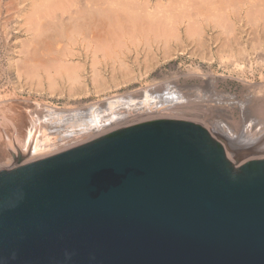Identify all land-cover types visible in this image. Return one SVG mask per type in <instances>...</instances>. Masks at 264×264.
<instances>
[{"label":"water","instance_id":"water-1","mask_svg":"<svg viewBox=\"0 0 264 264\" xmlns=\"http://www.w3.org/2000/svg\"><path fill=\"white\" fill-rule=\"evenodd\" d=\"M0 264H264V158L154 118L0 169Z\"/></svg>","mask_w":264,"mask_h":264},{"label":"rangeland","instance_id":"rangeland-1","mask_svg":"<svg viewBox=\"0 0 264 264\" xmlns=\"http://www.w3.org/2000/svg\"><path fill=\"white\" fill-rule=\"evenodd\" d=\"M153 1L154 0H150V1L145 0L144 2H147V3L150 2V5H152V3L155 4L158 0L154 1L155 3ZM161 2L164 3V0ZM157 3H159V2H157ZM183 25H184L183 23L180 24L181 30H183V28H182V27H184ZM255 25L256 26L253 25L254 28H253V26H251L252 30L250 28H248V26L250 27V25H248V24L244 27L245 30L243 29L244 33H247V32H245L246 27L248 28L247 30L254 32L253 36H251L252 35L251 33H253V32L250 33V31H248L247 36H245V34L242 35V36L246 37L247 48H249L251 46L252 42L254 40L256 41L257 38L260 41L259 42L257 40L256 43H253L254 46L256 45L255 47L257 48V50L255 47H253V44L251 47L253 49L252 52L250 51V50H252L251 48L249 50L247 49L248 52H251V53H249V59H250L252 65H250V64L248 65L247 63H245V64L243 63V66L245 65L244 69L243 68L242 69H234V66L233 67L232 66L225 67L223 64H220L217 61L216 53L213 54L215 51L214 52H208L206 49H205V51L203 49V51H201V52H205V53L207 52V54L211 53V55H209V56L213 57L212 60L207 61L206 59L201 57V55H200L201 52L197 51V50H199V48L197 47L196 43L193 41V40H195V37L189 36V39H186L187 35L186 36L184 35V37H182L183 34L180 36L181 37L180 39L179 38L177 39V43L173 44V41L176 42V40L171 39L170 41H172V40L173 41L172 42L169 41V43L166 44L168 47L166 45H164L163 44L164 42H162V41H160L158 43V41L153 42V40H152L153 43L150 41V43L148 42L147 44H144L145 42L144 43L142 42L144 40H142L141 42H140V40H138V41L136 40L135 42L137 45L135 46L136 47L135 51L137 50L138 53L140 52L139 53L140 55L138 54L139 57L137 59L135 58V55H136V57L138 55H137V52L134 53V49H132L133 52L132 51L129 52V50L131 48H135L133 46L135 44L130 45L131 43L129 41L128 42L126 41L124 43V45L127 43V45H126L127 47L131 46V48H129V47H128L129 49L127 48L128 52H125L126 46L123 45V48L125 51L123 50V48H121L120 51L123 50L121 53L118 49L120 47H117L113 53L116 52L117 54L118 53H121L122 55L124 54L125 55L124 58L127 57L126 58L127 60H125L123 58L124 61H122V59H121L122 55L121 54H120L121 56L119 55L120 56L119 57L116 54L114 55L113 53L107 52L108 53L107 55L109 57L110 56L111 57L117 56L115 58H120V60H121V63H119V61H115L116 60L115 58H111V57L109 58L108 57L109 59H111L110 60L111 62H113L112 59L113 60L115 59L114 60L115 64L112 63L113 67H116L114 70H113L112 66H110L112 64L108 63L109 61L105 57L106 53L104 54L103 53L104 51H102V54H103L102 57H103V59L106 58L105 61L107 60L108 62L107 61L106 62L108 64L106 62H104V60L100 56L101 51H97L96 55L94 54V55H92V57H91V55L86 56L85 54H83V51H80V52L78 51L79 53L76 52V54H75L76 56L70 55L69 57H67L68 60L71 59L70 63L72 61L74 62L76 59V61H75V63L77 62L76 64H78V61H80V60H81L80 61L81 63L79 62V64H81V66H82V64H84L83 65L84 68H81V66H78L79 64L76 65V64L71 63V65L74 66V69H75V66H78V68L76 67V69H75V72L78 71V73L76 74L74 72L76 77L74 75H71L74 70H72V73H70L69 75L67 74L66 70L64 71V68H63V71H61L62 69L60 70V65L62 68L64 63L60 64L61 62H59V64H60L59 65L58 61H57L56 65H59V66H56V68H55L54 64L56 61L52 60L50 62L49 61L50 58H48V59L45 58V59H47V60H45V63L47 61V62H49L48 64L50 66L54 65L52 67L54 70H52V68L50 66L47 67L48 66L47 63H46L47 65H45V63H43L44 58H43L42 62L41 61L39 62L38 59L41 60L42 59L41 57L38 59L36 58V59L38 60V63H42V65L43 64L45 65V66L43 65L44 69L41 68V67H43V66H41V64L39 65L37 62L33 63L32 61H30L32 66L30 63L28 64V62H26L28 65V68H26L27 67L26 64H25V67H24V64H22V63H21V65L19 64L20 60L18 61V59H21V56L18 54L20 58L19 57L16 58L18 55H16L17 53H15L13 55L14 57L11 56L12 58H14L12 61L13 62L15 61V63L17 62L16 64H18V66L20 65L19 66L20 69H19L18 66L16 64H14L13 62L8 63V60L6 62L7 56L4 53V49L2 48V45L0 43V58L3 56L0 60L1 68H2L1 71L3 70L1 72V74L3 73L5 76V77H3V74H2L0 77V100H1V105H2V106L0 105L1 109H2L0 111V113H1L0 114V168L6 169V168L11 167L14 163V158L18 157V155L15 156V154L20 152V150H23L24 146H26V144H28L29 142L31 145H34L36 142L37 148H39V149L36 152L29 153L28 155H22L20 157V160L17 162V164L26 162V161H24V159L27 157H29V160H33V159L55 153V152L64 150L66 148H69V147H72V146H75V145H78V144H81L83 142H86L88 140L93 139V136H91L93 134L92 131L89 130L88 132H83V131H86V129H80V128H83L82 125L86 126L87 124H89L88 119H90V117H95V115H97L98 112L102 116L100 117V115H97L96 117L98 119H104V120H105V118L110 117L111 116L110 114H112V113L114 114L115 112H116L115 114H122L123 113L125 115V117H122V118L120 117V119L118 121L117 120L116 121L114 120L115 122L112 121V123H111L112 125L104 130L103 135L113 131L114 129H117V128H120L123 126H127V125H131V124H134L137 122L149 120V119H154V118H180V119H187V120L202 122L203 125L210 132V134L212 133L211 136L215 140H217V142H219L223 146L224 149L227 148L225 152H227L228 157L230 156L231 158L230 157L229 158L233 161V163L235 162L236 165H241L242 162H238L241 160H248L250 158L252 159V158H258L259 156H264L263 153L257 152L256 150H253L254 152L253 151L250 152L252 154L247 155V156H242V158L239 157V159L236 161L234 159V156H232L231 151L229 150L226 143L224 141H221V139L217 135V134H225L228 137L233 136L234 139H237L236 135L240 134L239 130L236 131L238 129V127H241V128L243 127V130H246L245 134L249 133L250 135H254V137H256V136L260 137L264 133L263 132L264 127L263 128L259 127L260 125L257 124L259 121L260 122L262 121L261 123H264V97H263V93L261 95V92H259L260 94L255 92V89L257 90L258 86H259L258 89H261L260 86H262V87L264 86L263 85L264 84V64H263L264 59H262V58H264V43L261 42L262 37L264 40V35H263L264 30H262L263 32L260 31V29H262V26L260 24H255ZM255 30L258 31L257 34L255 33ZM259 31L261 32V34ZM205 32L206 33L203 34L204 38L208 37L210 34L209 31H205ZM181 33H182V31H181ZM207 33H208V36H207ZM260 36H262V37H260ZM190 38H193V40ZM181 39H183V40H181ZM182 41H184L185 43ZM246 41H245V43H246ZM131 42L135 43L134 41H131ZM138 42H140V44H138ZM180 42H182L181 44L183 47L185 46L184 48L181 46ZM190 42H192L191 45L189 44ZM128 43H130V44H128ZM194 43L196 45V46L194 45L195 47L193 46ZM258 43H260V45ZM170 44H172V45H170ZM146 45H149V46H146ZM162 45H164V46H162ZM257 45L259 48L257 47ZM142 46H146V48L150 47L152 50L150 48H147V50L150 49V51L148 50V52L150 55L151 54L152 55L150 56L148 54V56H147V54H145V51H147V50H141L140 51L139 50L140 48L145 49V47L142 48ZM156 46H158L159 48ZM172 46H176L177 48L173 47V49L171 50L170 47L172 48ZM179 46H180V48H179ZM164 48H167L166 50H168V51L171 50L168 55H167L168 52L165 51ZM194 48H195V50H194ZM156 49H158V50H156ZM200 50H202V49H200ZM151 51H153V52H151ZM160 51L163 54V56L160 53ZM189 51L191 54L189 53ZM123 52H125L126 54ZM154 52L156 53V55L154 54ZM1 53H2V55H1ZM109 54H113L114 56L109 55ZM131 54H133V55H131ZM153 54L155 57L153 56ZM83 55L85 56L84 58H86V60H84ZM97 55H98V60H99V57L101 58L99 61H97V58H93L94 56L96 57ZM142 55H144V56L141 57ZM132 56H134L133 57L134 62L132 60H130ZM197 56H199V57H197ZM209 56L207 55V57H209ZM257 56L260 57L262 60L256 59V58H258ZM90 57H91V60H90ZM149 57H151L150 61L148 60ZM250 57H252V58H250ZM93 59L94 60L96 59V61H94V62H95V64H97V65L93 64L94 67L91 66L92 64H90V65L87 64V63L93 62ZM116 62L118 63V66L120 64L122 66L120 65L118 67ZM67 63L70 64L69 61ZM99 63H100V65H99ZM104 63H105V66H104ZM124 63L129 65V67L124 65ZM14 65L18 69H16V67ZM35 65H37V66H35ZM21 66H23L24 70L26 69V71H31V72H29V74L28 73L26 74V72L23 71V68ZM29 66H30V68H29ZM33 66L37 68L36 71H35L36 68L33 69ZM89 66H91V68H89ZM103 66L105 69L103 68ZM124 66H126L128 68L127 73H129L130 75L132 74L131 77L129 76V74L125 73L126 68H124ZM8 67H10V68H8ZM38 67L41 68V70H44V71L46 70V73L44 71H42V73H41V70ZM120 67H123L122 69L125 72L122 71V69L119 70ZM21 68H22V71L26 74V77L23 75L24 73L22 71L20 72ZM48 68L49 69L51 68V69H50V71L48 70V73H47ZM94 68H96L97 70ZM98 68L101 69L100 70L101 72L98 71L99 70ZM131 68H132V73H130ZM27 69H31V70H27ZM117 69L119 70V73H118ZM92 70L98 71L99 74L95 71H94L95 74H92L91 73V72H93ZM241 70L243 73L239 72ZM12 71L15 72L16 76L14 75V73ZM16 71H18L20 73H17ZM33 71H35V72L38 71V72L35 73ZM53 71H55V72H53ZM112 71H113V73H112ZM109 72L111 74H109ZM114 72H115V74H114ZM122 72H124V73H122ZM30 73L32 75L34 74L35 78L37 76V78L36 79L33 78ZM38 73L40 74L41 77L39 76ZM52 73H54V74H52ZM199 73H202V74H199ZM204 73L205 74L211 73L215 77L223 78L222 80H219V82H218L219 91H222V89H223V91L231 93L235 97V99H237V101L239 103L237 104L236 102L231 101L229 97H226L227 99L229 98L228 99L229 101H228L224 96H221L222 93L219 91L218 92H216V91L211 92L212 90L209 91V89H210L209 87H207V88H206V86L203 87L201 85V83H199V81L201 80L199 76L203 75ZM43 74H45V75H43ZM55 74H58V75H57V78L55 77L56 79L53 80L54 76H56ZM63 74H65V75H63ZM123 74H124L125 79L122 78ZM125 74H127L129 77L126 78L127 75H125ZM17 75L19 76L20 80H18L19 78L17 77ZM22 75H23V78H25L24 80L22 78ZM27 75H29V77ZM30 76H31L33 82L31 81ZM46 76H48V77H46ZM68 76H69V78H68ZM73 76H74V78H72ZM96 76H98L99 78ZM14 77H16L15 81H14ZM60 77H62V78H60ZM27 78H29L32 83ZM46 78H47V80H46ZM66 78H68V80L69 79L70 80L67 81ZM109 78H110V80H109ZM240 78H241V80H240ZM5 79H7L8 81L7 80L5 81ZM37 79H39V80H37ZM50 79L53 80V83H50L51 82ZM63 79H64V81H63ZM72 79H74V81L76 80L77 82L79 80L80 81L77 84L76 82H73ZM59 80H60V82H59ZM101 80L103 81V83ZM16 81H17V83H16ZM70 81L74 85L72 83H70ZM91 81H93V82H91ZM13 82H15V83H13ZM18 82H20V83H18ZM27 82L28 83L30 82V83L27 85ZM54 82H56L57 84ZM12 83H13V85H12ZM23 83L25 85H23ZM49 83H50V85H53V87L49 86ZM15 84H16V86H15ZM258 84H260V85H258ZM18 85L20 87L21 86L22 87L20 88ZM95 85H96V87L97 86H99V87L96 88V87H94ZM38 86L39 87L41 86V87L39 88ZM29 87H30V89H29ZM184 87H186L187 89H185ZM47 88H48V90H47ZM50 90H52V91H50ZM68 90H69V92H68ZM76 90H77V92H76ZM172 90L178 92V94H179V92L181 94L182 93L181 91L184 90L183 93L186 92L185 95L187 94L188 96L186 95V98L187 97L188 98L185 99V95L182 93L183 96H181V98H179L176 102L175 101H166V99H162V96L164 94H166L167 92H171ZM178 90H181V91H178ZM187 90L189 91V94H188ZM75 92H76V94H75ZM193 92H195V94L197 96L195 98H199V99H195L196 102L193 101L194 99H192V98H194L195 94H190ZM252 92L253 93L255 92L256 94L254 93L255 94L254 95ZM217 93H218V96L216 95ZM251 93H252V95H251ZM71 94H73V95H71ZM190 95L192 97H190ZM251 96H252V98H251ZM163 98H166V97H163ZM217 99H218V103H217ZM221 99H223L224 101H222ZM2 100H4V101H2ZM185 100H187L186 102H188V103H186ZM192 101L194 103H192ZM137 102H139V103H137ZM182 103L185 105H183ZM109 104H111L113 109ZM169 104L171 106H169ZM200 105H202V106H200ZM214 105L215 106L217 105L216 106L217 108ZM226 105H228V106H226ZM244 105L246 106L245 108H244ZM5 106L8 108H6ZM205 106H206V108H205ZM212 107H215V110ZM148 108H149V110H148ZM224 108H226L227 110ZM241 108H242V111H241ZM4 109H6V110H4ZM108 109L109 110L111 109L112 112L111 111L109 112ZM217 109H218V111L219 110L220 111L218 112ZM222 110H223V112H222ZM2 111H3V113H2ZM216 111H217V113H216ZM105 112H109L110 114L109 113L106 114ZM211 113H213V114H211ZM229 114H230V116H229ZM228 116L230 118H228ZM87 117H89V118L87 119ZM242 118H244V119H242ZM249 119L254 120L253 126H251V127L249 126L250 125ZM237 120H239V121H237ZM232 121L234 123H232ZM256 121H257V123H256ZM81 123H83V124H81ZM229 127H232L233 129L231 128L232 129L231 130ZM75 128H77V129H75ZM254 130H255V132H254ZM73 131H74V134L68 135L69 133H71ZM66 132H67V135H65ZM229 132H231V133H229ZM252 132H253V134H252ZM60 137H62V138H60ZM47 139L50 140L49 143H47L48 142ZM247 142H248L247 140L246 141L243 140V143H241V145H243V147H247L248 145L252 144L250 142L249 143H247Z\"/></svg>","mask_w":264,"mask_h":264},{"label":"bare ground","instance_id":"bare-ground-1","mask_svg":"<svg viewBox=\"0 0 264 264\" xmlns=\"http://www.w3.org/2000/svg\"><path fill=\"white\" fill-rule=\"evenodd\" d=\"M144 1L145 0H141V1L140 0H0V43L2 45V48L4 49V53L7 56L6 62H7V60H8V63L13 62L12 60L14 58H12L11 56H13L15 53H17L16 55L19 54L21 56V59L23 61L21 59H18V61L20 60L19 61L20 63L19 62L18 63L20 65H21V63L24 64V67H25V64L27 65L26 62H28V64L30 63V61H32L33 63L34 62L38 63V60H39V62L40 61L42 62V60L44 58V60H43L44 62L43 63H45V60L50 58L49 59L50 62L52 60L56 61L55 64H54L55 66L53 65L55 68H56V66H59L60 64L64 63L62 68H61V65H60V70L62 69L61 71H63V68H64V71L66 70L67 74L69 75L70 73H72V70H74L73 71V73H74L76 67L78 68V66H81V64H79V62L81 60L78 61L79 65L76 64L77 62L75 63L76 59H75L74 62L73 61L71 62L73 64L78 65V66H75V69H74V66L71 65V63H70L71 59L68 60L67 57H69L70 55H75L76 52H78V51L79 52L83 51V54H85L86 56L87 55L88 56L91 55V57L94 54L96 55L97 51H101L100 52L101 54H102V51H104L103 53L104 54L106 53L105 57L108 59L109 62L107 60L106 61L108 63L115 64V62H114L115 59H116L115 61H119V63H121L120 58H115L117 56H115V57H111L110 56L111 58H115L114 60L112 59L113 62H111L110 61L111 59H109L110 57L107 55L108 54L107 52L113 53L114 50L117 47H120V48H118L119 51H120V49L123 48V45H124V43L126 41L127 42L129 41L131 44L130 43H128V44H130V45L135 44V45H133L134 47L137 45L136 42H135L136 40L137 41L140 40V42L142 40H144V41H142L143 43L145 42L144 44H147L148 42L150 43V41L152 42V40H153V42L154 41H156V42L158 41V43L160 41H162V42H164L163 44L166 45L167 43H169V41L171 39H175L176 40V42H174L172 40L173 44L177 43V39L178 38L180 39L181 38L180 36L183 34L182 37H184V35L185 36L187 35L186 39H189V36L195 37L196 41L193 40V38H190V39H192L196 43L197 47L199 48V50H197V51L201 52V51H203V49H204V51L206 49L208 52H214L215 51L213 54L216 53L217 61L220 64H223L225 67H229V66L233 67L234 66V69H242V68L244 69L245 65L243 66V63L244 64L247 63L248 65L249 64L252 65L251 61L249 59V53H251L253 51V49L251 48L252 44L256 43L258 38H257L256 41L254 40L252 42L251 46L249 45L250 47L248 46L249 48H247L246 37H244L242 35L245 34V36H247L248 31H250V30H247V29L248 28L251 29V26H253V25L256 26L255 24H260L262 26V29H260V31L264 30V0H166V1L164 0V3L161 2L163 0H158L157 2H159V3H157V2L155 3L154 1H156V0H154L153 2L155 4L152 3V5H150V2L147 3V2H144ZM146 1H148V0H146ZM182 23L184 24L183 25L184 27H182L183 30L180 29V24H182ZM247 24L250 25V27L249 26H248V28L246 27V31L245 32H247V33H244V30H245L244 27ZM254 26H253V28H254ZM181 31H182V33H181ZM205 31H209L210 32L209 36H208V33H207L208 37H206V38H204V36H203V34L206 33ZM251 32H253V31H250V33ZM257 32L258 31L255 30L256 34H257ZM251 34L250 35L253 36L254 32L251 33ZM260 34H261V32H260ZM262 36H260V37H262ZM261 39H262L261 42L264 43L263 42L264 41L263 37ZM181 40H183V39H181ZM131 41H134L135 43H132ZM172 41H170V42H172ZM184 41H182V42H184ZM245 41H246V43H245ZM140 42H138V44H140ZM182 42H180V44ZM191 43L192 42H190L189 44L191 45ZM195 43L193 44V46L195 45ZM258 44L260 45V43H258ZM126 45H127V43L124 46H126ZM164 45H162V46H164ZM170 45H172V44H170ZM146 46H149V45H146ZM146 46H142V48L145 47V49H141L140 48L139 50L140 51L141 50H147V48H150V47L146 48ZM176 46H172V48L170 47V49L172 50L173 47H176ZM181 46H182V44H181ZM255 46L253 44V47H255ZM128 47L127 46L125 47L126 51L124 50V48H123V50L125 52H128L127 51ZM156 47H158V46H156ZM257 47H258V45H257ZM129 48H131V46ZM179 48H180V46H179ZM250 48L252 50H250L251 52H248L247 49L249 50ZM132 49H134V53L137 52V50L135 51L136 47L135 48H131L129 50V52L132 51ZM150 49H148V50L150 51ZM166 49L167 48H164V50L168 52L167 53V55H168L171 50L168 51ZM200 49H202V50H200ZM148 50L145 51V54H147V56L149 54ZM156 50H158V49H156ZM194 50H195V48H194ZM256 50H257V48H256ZM122 51H120V52L122 53ZM161 51H160V53H161ZM125 52H123V53H125ZM151 52H153V51H151ZM121 53L117 54L115 52L113 54L114 55L116 54V55L119 56ZM139 53L137 52V55ZM189 53H190V51H189ZM101 54H100V56L102 57L103 54L102 55ZM113 54H109V55L114 56ZM154 54L156 55L155 52H154ZM154 54H153V56H154ZM1 55H2V53H1ZM19 55L17 57L15 56V57L18 58ZM98 55L96 57L95 56L93 57V58H97V61H99L101 59L99 57V60H98ZM131 55H133V54H131ZM139 55L137 57L135 55V58L137 59L139 57ZM200 55H201V57H203L207 61L213 59V57L209 56V55H211V53L207 54V52L206 53L205 52H201ZM207 55L209 57H207ZM143 56L144 55H142L141 57H143ZM162 56H163V54H162ZM40 57L42 58L41 60L38 59ZM84 57L85 56L83 55V58ZM91 57H90V60H91ZM124 57H125V55L123 54L122 57H121L122 61H124L123 60ZM133 57L134 56H132L130 60L133 61L134 60ZM197 57H199V56H197ZM1 58H0V60H1ZM45 58H47V59H45ZM106 58L103 59V57H102L104 62H106L105 61ZM126 58H124V59L127 60ZM150 58L151 57L148 58L149 61H150ZM250 58H252V57H250ZM256 59L262 60L264 58L261 59L260 57H258ZM84 60H86V58H84ZM57 61H58V64H59V62H61V63L59 65H56ZM68 61H69L70 64L67 63ZM94 61H96V59L95 60L93 59V62L87 63V64H89V65L92 64L91 66L94 67L93 64L97 65V64H95ZM13 63L16 64L17 62L15 63V61H14ZM46 63L48 64L49 62L46 61ZM46 63H45V65H47ZM38 64L39 65L41 64V66L44 65V64L42 65V63H38ZM113 64L112 65L109 64V65L112 66V68L114 70L116 67H113ZM263 64H264V61H263ZM16 65L18 66V64H16ZM83 65L84 64H82L81 68H84ZM99 65H100V63H99ZM124 65L129 67V65H127L125 63H124ZM19 66H18V68H19ZM31 66H32V64H31ZM35 66H37V65H35ZM44 66L41 67V68L44 69ZM49 66L50 65L48 64L47 67H49ZM53 66H50V67L52 68ZM91 66H89V68H91ZM104 66H105V63H104ZM104 66H103V68H104ZM117 66H118V63H117ZM126 66H124V68H126V70H125L126 72L122 69L123 67H120L119 70L122 69V71L127 73L128 68ZM21 67L23 68V66H21ZM8 68H10V67H8ZM18 68L16 67V69H18ZM22 68H21L20 72L22 71ZM26 68H28V65H27ZM29 68H30V66H29ZM35 68L36 67L33 66V69H35ZM41 68H39V69L41 70ZM1 69L2 68H1V63H0V77L3 74V73L1 74V72L3 71V70L1 71ZM50 69L49 68L47 69V73H48V70L50 71ZM94 69H96V68H94ZM98 69H99L98 71L101 70L100 68H98ZM27 70H31V69H27ZM36 70H37V68L35 69V71ZM52 70H54V69L52 68ZM119 70L117 69L118 73H119ZM18 71H16V72L20 73ZM23 71H25L26 74L27 73L29 74V72H31V71H26V69L24 70V68H23ZM35 71H33V72H35ZM42 71H44V70H41V73H42ZM92 71L93 72H91V73L95 74L94 73L95 70H92ZM98 71H95V72L98 73ZM37 72H35V73H37ZM44 72L46 73V70ZM53 72H55V71H53ZM124 72H122V73H124ZM239 72L241 73L242 70L239 71ZM13 73L16 76L15 72H13ZM73 73L71 75H74L76 77L75 73L77 74L78 71L75 72L74 74ZM112 73H113V71H112ZM130 73H132V68H131V72ZM26 74L24 73L23 75L26 77ZM52 74H54V73H52ZM109 74H111V73L109 72ZM114 74H115V72H114ZM127 74H129V73H127ZM127 74H125V75H127ZM199 74H202V73H199ZM18 75H17V77L19 78ZM23 75H22V78H23ZM43 75H45V74H43ZM55 75L56 76H54L53 80H55L57 78L58 74H55ZM63 75H65V74H63ZM131 75L129 74L130 77H131ZM27 76L29 77V75H27ZM39 76H40V74H39ZM74 76L72 78H74ZM122 76H123L122 78L125 79L124 74ZM129 76L127 75L126 78H128ZM3 77H5L4 74H3ZM32 77L35 78L34 74L32 75ZM46 77H48V76H46ZM96 77H98V76H96ZM199 77L201 79L200 80L201 82L199 81V83H201V85L203 87L204 86H206V88L209 87L210 88L209 91L212 90L211 92H214V91L218 92L219 91L218 82H219V80H222L223 78L215 77L211 73H207V74L204 73L203 75H201ZM15 78L16 77H14V81H15ZM36 78H37V76H36ZM60 78H62V77H60ZM68 78H69V76H68ZM68 78H66L67 81L70 80V79L68 80ZM110 78H109V80H110ZM24 79L25 78H23V80ZM27 79H29V78H27ZM30 79L32 81L31 76H30ZM30 79H29V81H30ZM6 80L7 79H5V81ZM18 80H20V78ZM37 80H39V79H37ZM46 80H47V78H46ZM50 80H51L50 83H53V80L52 79H50ZM72 80H73V82H76L77 84L80 81L79 80L77 82L76 80L74 81V79H72ZM240 80H241V78H240ZM63 81H64V79H63ZM71 81H70V83H72ZM59 82H60V80H59ZM91 82H93V81H91ZM13 83H15V82H13ZM13 83H12V85H13ZM16 83H17V81H16ZM18 83H20V82H18ZM29 83L27 82V85ZM50 83H49V86L53 87V85H50ZM54 83H56V82H54ZM102 83H103V81H102ZM23 85H25V84L23 83ZM258 85H260V84H258ZM15 86H16V84H15ZM94 87H96V85ZM97 87H99V86H97ZM260 87H261V89H258L259 88V86H258L257 90L255 89V92L256 93L261 92V95L263 93V97H264V90H263L264 86L263 87L260 86ZM184 88L187 89L186 87H184ZM29 89H30V87H29ZM47 90H48V88H47ZM50 91H52V90H50ZM178 91H181V90H178ZM183 91L184 90H182L181 92L183 93ZM68 92H69V90H68ZM76 92H77V90H76ZM76 92H75V94H76ZM219 92L222 93L221 96H224L225 98L229 97L231 101L236 102L237 104L239 103L237 101V99H235V97L231 93L223 91V89H222V91H219ZM182 93L180 94V92H179V94H180L179 95L178 92L172 90L171 92H167L166 94H164L162 96V99H166V101H175L176 102L179 98H181V96H183V94L185 95L186 92L183 93V94ZM252 93H251V95H252ZM188 94H189V91H188ZM190 94H195V92L190 93ZM71 95H73V94H71ZM186 95H185V99L188 98V97L186 98ZM216 95L218 96V93ZM163 97H166V98H163ZM190 97H192V96L190 95ZM195 97H197L196 94H195L194 98H192V99H194L193 101H195V99H199V98H195ZM251 98H252V96H251ZM221 100L224 101L223 99H221ZM2 101H4V100H2ZM186 101L187 100H185V102ZM193 101H192V103H194ZM137 103H139V102H137ZM186 103H188V102H186ZM217 103H218V99H217ZM0 105H1V100H0ZM109 105L111 106V104H109ZM183 105H185V104H183ZM1 106H0V111L2 110ZM169 106H171V105L169 104ZM200 106H202V105H200ZM226 106H228V105H226ZM215 107H212V108H214V110H215ZM245 107L246 106L244 105V108ZM6 108H8V107H6ZM205 108H206V106H205ZM226 108H224V109H226ZM112 109H113V107H112ZM4 110H6V109H4ZM148 110H149V108H148ZM110 111H111V109L109 110V112ZM217 111H218V109H217ZM217 111H216V113H217ZM241 111H242V108H241ZM109 112H105V113L107 114ZM222 112H223V110H222ZM2 113H3V111H2ZM115 113L114 114L112 113L113 115L109 113L111 116L105 118V120L104 119H98L96 117L97 115H100L99 112H98V114L96 113L97 114V115H95L96 118L95 117H90V119H88L89 117H87V119L89 120V124H87L86 126L82 125L83 128H80V129H86V131H83V132H88L89 130L92 131L93 134L91 136H93V138L94 137L96 138V136L97 137L101 136V135H103L104 130L112 125L111 124L112 121H114V120L118 121L120 119V117L121 118L125 117V115L123 113L122 114H115ZM211 114H213V113H211ZM101 116L102 115H100V117ZM229 116H230V114H229ZM229 116H228V118H230ZM242 119H244V118H242ZM185 120H187V119H185ZM237 121H239V120H237ZM253 121L254 120L249 119V124L250 125L249 124L248 125L250 127L253 126ZM261 122L259 121L257 123V121H256V123L258 125H260L259 127L263 128L264 127V123H261ZM83 123H81V124H83ZM232 123H234V122L232 121ZM77 128H75V129H77ZM229 128L231 129L232 127H229ZM238 130L240 131L239 132L240 134L236 135L237 139H234L233 136L232 137H228L225 134H217L218 137L221 139V141H224L226 143V145L228 146L229 150L231 151L232 156H234V159L236 161L239 159V157L242 158V156H247V155L252 154L250 152H252L253 150H256L257 152H260V153L264 154V133L260 137H257V136L254 137V135H250L249 133H248L249 135L247 133L245 134L246 130H243V127L242 128L238 127V129L236 131H238ZM254 132H255V130H254ZM229 133H231V132H229ZM71 134H74V131L69 133L68 135H71ZM252 134H253V132H252ZM65 135H67V132L65 133ZM60 138H62V137H60ZM243 140L244 141L247 140L248 141L247 143L250 142L252 144L248 145L247 147H243V145H241V143H243ZM47 141H48L47 143H49L50 140L47 139ZM38 149L39 148H37L36 142H35L34 145H31L30 142H29L28 144H26V146H24L23 150H20V152L15 154V156L18 155V157L14 158V163L9 168H13V167L18 166L19 164H23V163H27V162L31 161V160H29V157H27V158L24 159V161H26V162L17 164V162L20 160V157L22 155H28L29 153L36 152ZM226 149L227 148H225V151H226ZM226 155L228 157L227 152H226ZM258 158H264V156H259ZM33 160H35V159H33ZM245 161L246 160H241V161H238V162H242L243 163ZM231 162H232V164L234 166H236V167L239 166V165H236L235 162L233 163L232 160H231ZM9 168H6V169H9Z\"/></svg>","mask_w":264,"mask_h":264}]
</instances>
